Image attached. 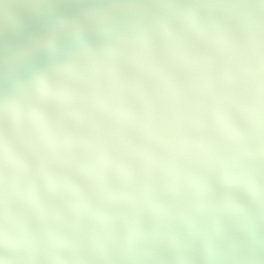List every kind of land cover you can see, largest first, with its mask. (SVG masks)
<instances>
[{
    "label": "snow or ice",
    "instance_id": "snow-or-ice-1",
    "mask_svg": "<svg viewBox=\"0 0 264 264\" xmlns=\"http://www.w3.org/2000/svg\"><path fill=\"white\" fill-rule=\"evenodd\" d=\"M237 20L226 44L210 27ZM264 203V0L69 66L0 105V264H125L136 219Z\"/></svg>",
    "mask_w": 264,
    "mask_h": 264
},
{
    "label": "clouds",
    "instance_id": "clouds-1",
    "mask_svg": "<svg viewBox=\"0 0 264 264\" xmlns=\"http://www.w3.org/2000/svg\"><path fill=\"white\" fill-rule=\"evenodd\" d=\"M210 2L243 3L245 0H151L154 10L148 18L120 29L111 27L112 11L88 13L71 19L48 40L55 42L85 33L94 34V38L45 79L69 66L113 50L144 46L155 37L172 34ZM241 28L237 20L222 21L206 30L197 43L202 47L226 44ZM27 55V51L16 54L17 58ZM30 89L21 91L8 101L0 99V105L22 96ZM214 233L237 241L253 242L264 233V203L259 200L228 202L222 216L213 221L157 212L133 221L119 243L128 255L125 264H166L167 258L184 257L199 251L201 241Z\"/></svg>",
    "mask_w": 264,
    "mask_h": 264
},
{
    "label": "bare ground",
    "instance_id": "bare-ground-1",
    "mask_svg": "<svg viewBox=\"0 0 264 264\" xmlns=\"http://www.w3.org/2000/svg\"><path fill=\"white\" fill-rule=\"evenodd\" d=\"M154 10L151 0H0V99L8 101L23 90L45 80L94 38L85 33L50 42L48 37L65 23L88 13L113 12L111 27L120 29L148 18ZM27 51L24 58L16 54ZM226 201L194 202L174 206L160 213L213 221L226 210ZM214 244L220 264H264V233L253 242L237 241L214 233L205 237L200 250L184 256L191 264ZM184 257L167 258L166 264H181ZM210 264H217L209 257Z\"/></svg>",
    "mask_w": 264,
    "mask_h": 264
},
{
    "label": "water",
    "instance_id": "water-1",
    "mask_svg": "<svg viewBox=\"0 0 264 264\" xmlns=\"http://www.w3.org/2000/svg\"><path fill=\"white\" fill-rule=\"evenodd\" d=\"M39 82L40 81H38V83ZM207 246H208V249H207V252L205 253V255H202L199 257L200 262L202 264H210L209 263V257H212L217 264H220V262H221V258L219 256L220 253L214 249V247H215L214 244L208 243ZM181 264H191V262L187 258L184 257L181 259Z\"/></svg>",
    "mask_w": 264,
    "mask_h": 264
}]
</instances>
